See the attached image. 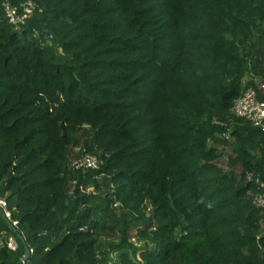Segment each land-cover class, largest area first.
<instances>
[{
  "label": "trees",
  "instance_id": "trees-1",
  "mask_svg": "<svg viewBox=\"0 0 264 264\" xmlns=\"http://www.w3.org/2000/svg\"><path fill=\"white\" fill-rule=\"evenodd\" d=\"M3 1L0 196L18 229L0 210V264H264L245 179L264 182V133L231 112L249 86L264 99V0H29L19 28ZM85 152L97 168H73Z\"/></svg>",
  "mask_w": 264,
  "mask_h": 264
},
{
  "label": "built area",
  "instance_id": "built-area-1",
  "mask_svg": "<svg viewBox=\"0 0 264 264\" xmlns=\"http://www.w3.org/2000/svg\"><path fill=\"white\" fill-rule=\"evenodd\" d=\"M34 5L31 1L26 0L18 5L11 4L5 0L1 4L2 13L9 23L15 28L21 27L32 13ZM260 88L264 87V82L259 84ZM231 112L235 116L248 120L251 125L259 128L264 133V99L258 96V90L249 86L242 90L241 94L232 102ZM73 168H97L99 159L90 153H83L71 162ZM246 181H250L257 187L252 192V202L264 212V182L259 176L251 172L245 175ZM0 210L4 218L9 222L11 228L17 233L18 219L13 217V208L9 207L6 197L0 196ZM1 241V238H0ZM7 248L15 250L17 240L15 235H9L5 240Z\"/></svg>",
  "mask_w": 264,
  "mask_h": 264
},
{
  "label": "rangeland",
  "instance_id": "rangeland-1",
  "mask_svg": "<svg viewBox=\"0 0 264 264\" xmlns=\"http://www.w3.org/2000/svg\"><path fill=\"white\" fill-rule=\"evenodd\" d=\"M56 53H61V49L60 48H57L56 49ZM64 54H61L60 56L62 57ZM63 58V57H62ZM257 80V79H256ZM221 148L224 150V155L221 157V159L219 160V165L224 168V169H227V154H232V146L231 144L230 145H225V146H221ZM76 149V148H75ZM78 150V149H77ZM74 150H73V154H74ZM88 188H91V185L88 187ZM116 211V214H118L120 211L118 209H115ZM108 219V218H107ZM129 237H130V240L135 242V243H138L140 244V241L139 240H136V233H135V230L132 228L129 232Z\"/></svg>",
  "mask_w": 264,
  "mask_h": 264
},
{
  "label": "water",
  "instance_id": "water-1",
  "mask_svg": "<svg viewBox=\"0 0 264 264\" xmlns=\"http://www.w3.org/2000/svg\"><path fill=\"white\" fill-rule=\"evenodd\" d=\"M29 253H30V251H29L28 247L24 246V254L21 257V260H25L28 257Z\"/></svg>",
  "mask_w": 264,
  "mask_h": 264
}]
</instances>
